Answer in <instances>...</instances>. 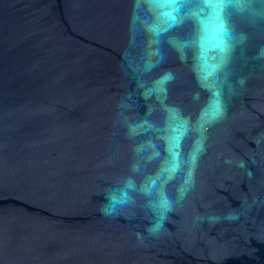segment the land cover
<instances>
[{
    "label": "water",
    "instance_id": "95a60500",
    "mask_svg": "<svg viewBox=\"0 0 264 264\" xmlns=\"http://www.w3.org/2000/svg\"><path fill=\"white\" fill-rule=\"evenodd\" d=\"M0 264H264V0H0Z\"/></svg>",
    "mask_w": 264,
    "mask_h": 264
},
{
    "label": "snow or ice",
    "instance_id": "6c2138e0",
    "mask_svg": "<svg viewBox=\"0 0 264 264\" xmlns=\"http://www.w3.org/2000/svg\"><path fill=\"white\" fill-rule=\"evenodd\" d=\"M164 3L167 4H177L179 0H163ZM206 2L209 5L212 4H220L223 3L224 0H206ZM178 9H174L176 11ZM166 15L169 17V19L174 23L175 22V17L171 15V13H166ZM216 24H217V30H218V35L219 38L222 42H225L229 38V31L228 27L224 21L223 16L220 14L219 10L217 11V14L215 16Z\"/></svg>",
    "mask_w": 264,
    "mask_h": 264
}]
</instances>
